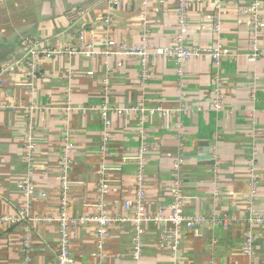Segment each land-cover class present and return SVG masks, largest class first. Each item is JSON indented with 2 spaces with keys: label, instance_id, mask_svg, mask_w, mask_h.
Returning a JSON list of instances; mask_svg holds the SVG:
<instances>
[{
  "label": "crops",
  "instance_id": "crops-1",
  "mask_svg": "<svg viewBox=\"0 0 264 264\" xmlns=\"http://www.w3.org/2000/svg\"><path fill=\"white\" fill-rule=\"evenodd\" d=\"M177 3L150 0L143 6L128 0L125 7H113L108 0H0V67L12 66L0 91V101L12 105L0 110V217L16 219L0 220V264L58 263L66 138L72 145L68 215L93 216L102 204L114 218L103 238L96 222L71 228L74 264H249V234L255 237L252 264H264V222L251 220L264 215V27L255 28L240 10L251 0L191 1L184 44L213 48L220 41L229 52L219 64L210 55L185 60L180 75L174 59L153 54L175 44ZM74 9L83 11L78 19L68 16ZM258 10L264 21V1ZM81 31L85 44L101 51L107 39L135 47L146 35V78L139 56L78 52L41 59L42 73L30 86L28 68L16 61L20 40L31 36L45 47L82 51ZM254 41L262 51L255 59ZM217 76L220 109L214 107ZM30 122L36 141L32 164L25 147ZM105 136L109 191L101 200ZM141 146L146 212L170 214L175 163L182 157L184 212L205 220L182 230L176 250L165 238L171 223H144L137 259L133 223L120 217L132 214L125 202L136 197ZM27 174L35 185L30 199L20 187ZM225 218L227 226L220 223Z\"/></svg>",
  "mask_w": 264,
  "mask_h": 264
},
{
  "label": "built area",
  "instance_id": "built-area-1",
  "mask_svg": "<svg viewBox=\"0 0 264 264\" xmlns=\"http://www.w3.org/2000/svg\"><path fill=\"white\" fill-rule=\"evenodd\" d=\"M141 5L147 6L150 0H138ZM178 1V33L175 36V44L169 48H162L159 47L156 49L153 54L160 55L164 57H169L174 59L177 64V72L178 74L183 73L182 64L185 60L198 58L204 55H210L213 58V61L216 64H219L220 58L227 54L229 50L225 48L220 41L216 42V46L213 48L205 47L200 45H193L188 46L184 44L183 37L187 30L188 26V5L191 1H203L207 2L209 0H177ZM264 0H251V4L246 8H240L242 12H247L251 16V23L254 25L255 28L259 29L264 27V21L260 16L259 13V5ZM110 5L113 7H125L128 3V0H108ZM82 10L74 9L68 13V16L73 19H78L80 15H82ZM111 17L108 16L105 19L106 23L110 22ZM221 19L218 16L215 17L214 26L215 30L219 31L221 29L220 26ZM78 39L83 41L82 44V51H79L77 46L68 45L66 47L57 45L55 47H45L42 43L38 42L34 37H27L21 41V55L18 58L17 63L21 66H25L28 68L29 71V81L28 84L30 86L34 85V81L38 76L41 75L42 69L40 67V61L43 58H55L64 53L73 54L78 52H83L89 55H95L97 53H104V54H120V55H136L141 58V62L143 65V76L146 78L148 75V67L147 61L151 55L147 48V37L146 35L143 36V43L141 46L129 47L126 43H117L114 39H107L105 41L104 49L98 50L94 47L93 44L86 45L85 44V33L84 31L80 32L78 35ZM262 54L260 50L259 44L257 41H254L252 45V52L250 56L252 58H258ZM11 65H6L0 67V91L2 87L7 83L6 75L11 70ZM221 82L219 77H216V87H215V94L216 101L214 102V107L216 109L221 108L222 103V94L220 92ZM12 108V105L5 104L0 101V110ZM105 108V107H104ZM106 109V108H105ZM109 122V121H107ZM26 159L29 164H32L35 160L34 152L36 150V141L34 135V125L32 122L28 124L27 133H26ZM109 137H104V142L100 147L101 156L103 158V163L100 166V173H101V182H100V199L102 200L105 194L109 191V184L107 180V167L105 163V158L110 151L109 147ZM72 145L69 143L68 139L66 138L64 153L62 155V176H61V186H62V193H61V203H60V211L61 214L57 219L60 223V249L58 253V263L57 264H74V260L71 254V244H70V230L72 227L77 226L78 224H83L86 222H96L98 223V236L103 238L104 234L107 231V227L112 223V217L108 216L105 213L103 205L100 204V211L98 214L93 216H82V217H71L67 213V208L70 203V184L67 176L68 169L71 165V160L69 156V152ZM146 147L141 146L139 153L137 155V163L138 169L136 172V197L134 200H128L125 202V208L127 210L132 211V214L120 217V221L122 222H132L136 236H135V243H134V256L135 258H139L142 252V235L144 233V223L149 221H167L171 223L172 228L171 230L165 234V238L173 241L172 248L174 250L177 249L178 244L180 242V238L182 236V230L184 228H194L198 224H201L205 217L201 215L195 216H188L184 212V202L185 196L183 192V178L182 175L179 173L180 165L182 164V157L178 158L175 163V169L177 170V174L173 181L172 186V203H171V212L168 217L162 215L151 216L146 212L145 207V198H146V171H145V157ZM31 170V167H30ZM253 184V192L255 193V178L252 181ZM20 187L24 194L30 199L34 193L35 185L34 182L31 180L29 174L25 176L20 183ZM0 220L8 221L16 219L12 217H0ZM43 220L51 221L53 220L51 217H46ZM253 222L263 223L264 222V215L258 213L254 214L251 218ZM220 223L224 226H227L229 223V219L225 218L220 220ZM254 240L255 237L253 234H249L246 237L244 243V253L251 259L249 264H252L253 256H254ZM25 246H30V239L27 237L25 241ZM100 247H102L100 245Z\"/></svg>",
  "mask_w": 264,
  "mask_h": 264
},
{
  "label": "trees",
  "instance_id": "trees-1",
  "mask_svg": "<svg viewBox=\"0 0 264 264\" xmlns=\"http://www.w3.org/2000/svg\"><path fill=\"white\" fill-rule=\"evenodd\" d=\"M27 37H31V36H27ZM27 37H24V38H27ZM24 38H22V39L20 40V45H21V41H22Z\"/></svg>",
  "mask_w": 264,
  "mask_h": 264
}]
</instances>
